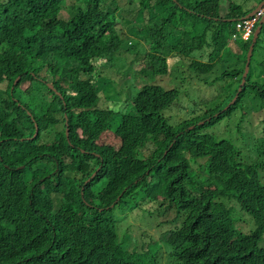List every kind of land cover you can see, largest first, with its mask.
I'll use <instances>...</instances> for the list:
<instances>
[{
  "label": "trees",
  "instance_id": "trees-1",
  "mask_svg": "<svg viewBox=\"0 0 264 264\" xmlns=\"http://www.w3.org/2000/svg\"><path fill=\"white\" fill-rule=\"evenodd\" d=\"M134 2L0 0V264H264V80L251 79L264 25L240 92L252 38L232 40L256 6ZM227 55L242 67L227 71ZM169 76L239 82L175 120L165 110L186 85ZM238 110L252 133L219 136ZM130 216L145 226L119 232Z\"/></svg>",
  "mask_w": 264,
  "mask_h": 264
},
{
  "label": "rangeland",
  "instance_id": "rangeland-1",
  "mask_svg": "<svg viewBox=\"0 0 264 264\" xmlns=\"http://www.w3.org/2000/svg\"><path fill=\"white\" fill-rule=\"evenodd\" d=\"M134 1L135 2L132 4V6L138 7V0H134ZM231 1H233L235 4H239L240 7L242 8V10L246 11V10H248L246 8L251 7L252 5L257 6L260 4V1H262V0H231ZM229 3H230V0L229 1L228 0H220V11H221L222 16H225L227 14V12L229 10ZM125 26H126L125 29H126L127 33L130 35V29L132 26L131 25H125ZM100 31H102V30H100ZM131 40L134 41L133 36L131 37ZM139 41H140V44H144L143 48L145 47V45L148 46V44L144 43V41L142 39H140ZM239 41H241V38L239 39ZM242 46L243 45L240 43L231 42L230 49L233 52V54H241L242 55V53H243ZM261 62H262V54L255 53L254 54V60L251 63V73H252L251 79L252 80H261V81L264 80V65H262ZM224 63H225L224 68L227 71H232V70L236 69V67H239V65H241L240 68L242 67V64L237 61V58L234 56H230V55H227V57H225ZM141 65H142L141 62H137L134 65H132L131 69L135 68L132 70V74H137V72L139 71V66H141ZM220 69H221V67L216 69V73L209 76L208 79L212 80V79H214V77L220 76ZM167 78H169V80H167ZM161 82H163L165 86L171 87V88L174 86H177V85H179L180 87H182L184 84L186 85L185 90L182 89V94L179 97L177 103L175 105H173L171 108L165 110L167 115L174 116L175 120H181L183 118V116L186 115V113L189 114L193 110L200 112L202 110L216 108V105H214L212 98L217 93V89L219 90V87L221 85H223V86L226 85L227 82H228V84L224 88L229 87V84L231 82H233V83H231L230 85L236 86L239 82V79L238 78H232V79L217 80L216 83L214 84V86H210L209 84L206 85L199 78H196L194 76L191 78H187L184 82H180L178 80V78H176L175 76H169V77L164 78ZM136 85L138 87L142 86V84H138V83ZM29 86H30V83H26L25 88L28 91H30ZM128 86H129V82L126 79H123L120 83L117 84V86H109V88H110L109 93L112 94V97H115L116 93H121L122 97L125 98V96H124L125 90L128 89ZM183 91H184V93H183ZM220 96L221 95L219 93V97ZM223 97H225L224 94L219 98V100H221ZM234 97H233V99H234ZM232 100H231V102H232ZM123 102L124 101L120 102L118 104V106L121 107ZM225 107H224V109L227 110ZM125 109H127V106H125ZM128 111H130V107L128 108ZM246 111H247V113L254 114L253 110H250V112H249L246 109ZM238 126H239V128H237ZM237 129H239V130L237 131ZM217 130H218V133L220 134L219 136L227 137L228 135H233L231 137L236 138L237 135L239 136V134H237V132H240L242 130L250 131V133H252V131H253V119L250 117V115L249 116L244 115L242 110H238L231 117H227L225 120H223L222 123H220L217 126V129H215V131H217ZM208 131L214 132V128H209ZM233 141L235 144H237L236 146L238 148H240L242 158H244L245 154H246L245 147L243 146L244 142L242 141L241 138L239 140L234 139ZM251 153H253V152L250 151V156H253L254 153L253 154H251ZM201 171L202 170H200V172ZM147 217H148V219H152L154 221L157 219L154 216H147ZM125 224L127 225V228H128V225L130 226L131 224H138V226H140V227L145 226L144 223L140 222L137 218H134V216H132V217L130 216L128 222H126V223L124 222V223H122V225H120V227H118L119 232H121L123 229H126ZM151 229H152L153 233H155L156 235H157V232H159L157 229L156 230H153V228H151ZM136 234H137L136 232L131 234L132 240L136 236ZM119 236H121V235H119ZM134 240H135V238H134Z\"/></svg>",
  "mask_w": 264,
  "mask_h": 264
},
{
  "label": "water",
  "instance_id": "water-1",
  "mask_svg": "<svg viewBox=\"0 0 264 264\" xmlns=\"http://www.w3.org/2000/svg\"><path fill=\"white\" fill-rule=\"evenodd\" d=\"M263 5H264V1H263L259 6H257L256 9H254L252 12H255L257 9H260ZM263 25H264V18L261 20V22H260V24H259V27H257V28L255 29L254 35H253V37H252V42H251V44H250V46H249V50H248L247 62H246V65H245V71H244V74H243V76H242V82H241L240 87H239V92L241 91L242 86L246 83V77H247V75H248V71H249V63H250L251 52H252V50H253V46H254V43H255L256 40H257V37H259V35H260L261 31H262V27H263ZM50 87H52V86H50ZM237 97H238V93L235 95V97H234V99L232 100V102H230V103L226 106V109L229 108V106H230L231 104H233V103L236 101ZM37 133H38V127H37V129H36V132H35L34 136H36ZM66 134H67V131H66ZM94 176H95V175H94ZM94 176H93V177H94ZM93 177H92V178H93Z\"/></svg>",
  "mask_w": 264,
  "mask_h": 264
},
{
  "label": "built area",
  "instance_id": "built-area-1",
  "mask_svg": "<svg viewBox=\"0 0 264 264\" xmlns=\"http://www.w3.org/2000/svg\"><path fill=\"white\" fill-rule=\"evenodd\" d=\"M263 14H264V7L262 10L257 12V14L254 17L249 18L248 20H243L242 22L237 24V30L239 32L244 33L243 38L245 40H248V38L252 34L254 24L257 22V20H259L262 17ZM238 37H239L238 35H234V38H238Z\"/></svg>",
  "mask_w": 264,
  "mask_h": 264
},
{
  "label": "clouds",
  "instance_id": "clouds-1",
  "mask_svg": "<svg viewBox=\"0 0 264 264\" xmlns=\"http://www.w3.org/2000/svg\"><path fill=\"white\" fill-rule=\"evenodd\" d=\"M264 1V0H263ZM262 1V2H263ZM261 2V3H262ZM260 3V4H261ZM259 4V5H260ZM259 5H257V6H259ZM256 6V7H257ZM256 7L254 8V9H256ZM263 7H264V5L260 8V9H257L255 12H252V11H250V13L249 14H246L245 16H243L242 18H240V19H233L232 21L233 22H236V26H235V33L232 35V40L233 41H239V39L241 38V41L242 42H249V40H250V38H252L253 37V35H254V32H255V29L257 28V27H259V24H260V22H261V20L264 18V14L262 15V17L259 19V20H257V22L254 24V27H253V31H252V34L250 35V37L248 38V40H245L244 38H243V34L244 33H242V32H239L238 30H237V24L238 23H240V22H242L243 20H248L249 18H252V17H254L256 14H257V12H259L260 10H262L263 9ZM263 28V27H262ZM234 35H238L239 37L238 38H234ZM257 38H259V37H257ZM243 76V75H242Z\"/></svg>",
  "mask_w": 264,
  "mask_h": 264
},
{
  "label": "crops",
  "instance_id": "crops-1",
  "mask_svg": "<svg viewBox=\"0 0 264 264\" xmlns=\"http://www.w3.org/2000/svg\"><path fill=\"white\" fill-rule=\"evenodd\" d=\"M250 7L246 8V9H249Z\"/></svg>",
  "mask_w": 264,
  "mask_h": 264
}]
</instances>
